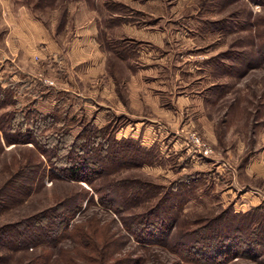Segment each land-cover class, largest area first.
I'll use <instances>...</instances> for the list:
<instances>
[{"label":"rangeland","instance_id":"obj_1","mask_svg":"<svg viewBox=\"0 0 264 264\" xmlns=\"http://www.w3.org/2000/svg\"><path fill=\"white\" fill-rule=\"evenodd\" d=\"M15 2L57 37L29 77L57 101L0 88V264H264V0Z\"/></svg>","mask_w":264,"mask_h":264},{"label":"crops","instance_id":"obj_2","mask_svg":"<svg viewBox=\"0 0 264 264\" xmlns=\"http://www.w3.org/2000/svg\"><path fill=\"white\" fill-rule=\"evenodd\" d=\"M5 20H9L10 23L4 25ZM0 28V86L8 87L11 84H16L18 89L15 97L21 103L28 104L32 102V105L37 109L49 112L53 109L57 98L53 97L51 99L52 103L48 111L43 110L44 108L40 107V104L42 101H46L50 95L46 97V95L37 92L36 88L38 86L30 82L29 77L31 73L33 75L36 74V77L39 75L44 76L42 75L43 73H34L32 71L34 68L39 67L34 64L35 56L48 60L51 63L57 61V37L43 19L36 16L27 6L15 2V0H0ZM91 29L95 32L96 25L93 26L92 24ZM95 35L96 33L88 35L91 45L95 44ZM151 65L150 63H145L143 66L135 67V69L131 68L129 75L144 74L152 68ZM104 74L108 75L106 66ZM117 76L119 77L120 74H117L115 77ZM107 77H110V75ZM39 79L41 80V78ZM50 80L53 83H47V81L44 83L47 85L55 83L53 78ZM113 83L115 88V82L113 81ZM48 92L52 94L51 91ZM24 95L28 96L25 101L22 99ZM117 97L121 102H124L119 94ZM98 104L103 106L101 103ZM95 107L92 110H97V107ZM101 108L106 111L112 110L104 107Z\"/></svg>","mask_w":264,"mask_h":264},{"label":"trees","instance_id":"obj_3","mask_svg":"<svg viewBox=\"0 0 264 264\" xmlns=\"http://www.w3.org/2000/svg\"><path fill=\"white\" fill-rule=\"evenodd\" d=\"M0 88H2V89H7V88L8 89H14L15 90V95H16V92H17V89H18L16 84L15 85L11 84L8 87L0 86ZM24 113L25 114L23 116V119H25V120H27L29 122H31L34 119V117H37V118H42V117L53 118L54 117V113L53 112L49 113V114H43L39 110H32L30 108H29L28 112L25 111ZM51 115H53V116H51ZM37 122L38 121H35L33 124L36 125ZM31 128L35 129L37 127H31ZM79 162H81V161L80 160H75L74 164L70 163L68 165V167H67V170L71 174L72 178H75V177L81 178L82 177V178H84V180H88V178L85 177V173H86L85 171H86L87 168L89 169L90 167H89V165L86 164V162H81V163H79ZM78 180H80V179H78ZM26 223H29V222H26ZM60 226H62V229L65 231L66 230L65 228L69 227V223L67 222V224H66L64 221H61ZM80 247H81V245L78 248L79 257L85 258V259H80V260H85L89 264H99L98 262H100V261H98L96 259H89L88 258L89 255L87 254V252L84 249L80 248ZM69 257H70V259H64L66 264H82V263L79 262L78 257L70 256V255L68 256V258ZM35 260L36 259L31 261L30 263L32 264V262H34ZM111 260L112 261L109 264H137L136 259H111ZM187 260H189V259H187ZM213 260H216V259H213ZM132 262H134V263H132ZM210 262H213V261H210Z\"/></svg>","mask_w":264,"mask_h":264},{"label":"built area","instance_id":"obj_4","mask_svg":"<svg viewBox=\"0 0 264 264\" xmlns=\"http://www.w3.org/2000/svg\"><path fill=\"white\" fill-rule=\"evenodd\" d=\"M47 82L52 83V80L46 79ZM195 141L197 143V145H200L202 148V152L204 153V155H209L210 153H212V148L211 147H207L204 145V143L201 142V139L199 137H195Z\"/></svg>","mask_w":264,"mask_h":264}]
</instances>
